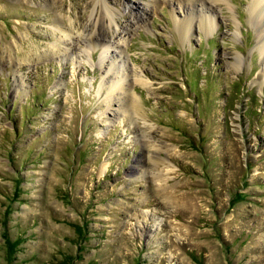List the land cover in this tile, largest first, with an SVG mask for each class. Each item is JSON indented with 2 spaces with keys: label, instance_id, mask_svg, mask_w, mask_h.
<instances>
[{
  "label": "rangeland",
  "instance_id": "374dc122",
  "mask_svg": "<svg viewBox=\"0 0 264 264\" xmlns=\"http://www.w3.org/2000/svg\"><path fill=\"white\" fill-rule=\"evenodd\" d=\"M108 2L0 0V264H264L252 0Z\"/></svg>",
  "mask_w": 264,
  "mask_h": 264
},
{
  "label": "bare ground",
  "instance_id": "6f19581e",
  "mask_svg": "<svg viewBox=\"0 0 264 264\" xmlns=\"http://www.w3.org/2000/svg\"><path fill=\"white\" fill-rule=\"evenodd\" d=\"M191 1L192 0H189V2H191ZM199 1L202 2V4H204V0H199ZM158 2H159V0H153V4L154 5H156V3H158ZM147 12L148 11H147V8L145 6H142L141 8H138V14L139 15L137 17H135L136 19H134V24L144 23L145 19L147 18ZM250 12L252 14V18L256 21L257 24L260 25V30H261L260 31V37H261V40H260V43H259V47L263 51L264 50V0H252L251 6H250ZM114 15L115 14L113 12V8L110 6L108 0H95L94 7H93L92 13H91V16L95 20V22H94L95 25H98V26H100L102 28L105 27V26L106 27L109 26L115 20L114 19ZM198 17L200 18L203 27L205 29H209L210 25H212L211 23L213 22L212 19L208 15H206L202 10H199V16ZM194 18H195V14H194V9H193V11L189 12L188 17L186 18V20H184L182 22L183 23L182 26H181L182 30H183L182 33L185 35V37H186L187 31H189L190 24H191V22L193 21ZM105 19H106V21H105ZM96 32L98 33L97 34L98 36H96V37L100 38V39H95L96 37H94L95 35L93 33H91V34L89 33V34H86V35L85 34H81V37L82 36L86 37V41L89 44H91V46H94V47H96V45L99 46V45L105 44V42L103 41V35L100 34L102 32H100V33H99V31H96ZM115 44H116V46H114V47L118 48V46H117L118 43H115ZM108 46H110V45H107V47ZM118 51L121 53V50H118ZM109 65H110L108 67L109 71L113 72L114 69L118 68V67L116 68V65H112V64H109ZM125 69L126 68H124V71H125ZM118 72H120V71H118V69H117V73ZM126 79L127 78L125 76L123 77L122 75L119 74V77H117V78L116 77H112L110 79V81L112 83H114L112 85H113V87L115 89L120 90V89L124 88V87H122V85L126 84L125 83ZM124 89L126 91V94H128V92H127L128 89H126V88H124ZM108 92H107L108 95L106 96L107 98H109V99H117V101H120L119 100L120 96L118 97V95H117V97H115L116 93L112 89L111 90L109 89ZM121 105H123V107H121V108H123V111H124V106L126 105L125 102H121Z\"/></svg>",
  "mask_w": 264,
  "mask_h": 264
}]
</instances>
